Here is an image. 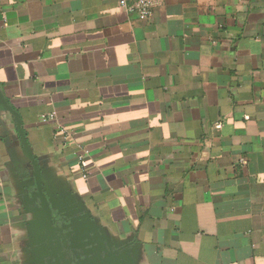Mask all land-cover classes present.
<instances>
[{"label":"crops","instance_id":"crops-1","mask_svg":"<svg viewBox=\"0 0 264 264\" xmlns=\"http://www.w3.org/2000/svg\"><path fill=\"white\" fill-rule=\"evenodd\" d=\"M121 2L0 0V94L47 189L137 264H264V0ZM32 172L0 99V264H41Z\"/></svg>","mask_w":264,"mask_h":264},{"label":"water","instance_id":"water-1","mask_svg":"<svg viewBox=\"0 0 264 264\" xmlns=\"http://www.w3.org/2000/svg\"><path fill=\"white\" fill-rule=\"evenodd\" d=\"M0 99L4 109L9 112L16 123V128L22 144L23 155L33 167L32 183L35 190L26 195L31 202H38V210L42 216L45 231L39 237L38 242H42L39 249L41 264H59L58 254L62 249L58 240L54 247L52 236L56 232H61L59 228L54 227L53 212H66V216L71 217L79 214L76 208L72 211L74 200L69 194H51L46 187L44 175L37 156L28 141L23 120L17 110H15L0 94ZM74 229L78 235V240L82 243V253L84 258L79 257L76 264H137V251L132 244L115 242L106 236L105 231L100 230L91 216L86 213L83 216L71 220V224L66 226ZM48 241V242H47ZM48 243V244H47ZM65 264H72L67 259V253H62ZM54 261V262H52Z\"/></svg>","mask_w":264,"mask_h":264},{"label":"flooded vegetation","instance_id":"flooded-vegetation-1","mask_svg":"<svg viewBox=\"0 0 264 264\" xmlns=\"http://www.w3.org/2000/svg\"><path fill=\"white\" fill-rule=\"evenodd\" d=\"M53 217L54 227L61 230V232H56L54 236H52L54 247H56L55 241L58 240L62 253H67V259H70L72 264H76L79 261V257L84 258L81 247L82 243L85 241L78 240V235L74 232V229L66 227L71 224V219L66 217L64 213L57 214L53 212ZM62 253L58 254L59 264L66 263V259L63 258Z\"/></svg>","mask_w":264,"mask_h":264},{"label":"built area","instance_id":"built-area-1","mask_svg":"<svg viewBox=\"0 0 264 264\" xmlns=\"http://www.w3.org/2000/svg\"><path fill=\"white\" fill-rule=\"evenodd\" d=\"M164 0H122V6L130 13L136 14L141 20H149L155 9L158 8ZM49 119V118H48ZM50 119L51 116H50ZM79 162L83 164V158L79 157ZM86 178V175L84 176Z\"/></svg>","mask_w":264,"mask_h":264}]
</instances>
